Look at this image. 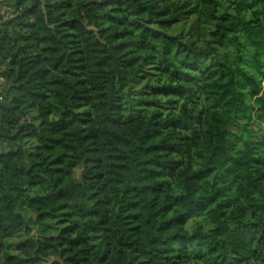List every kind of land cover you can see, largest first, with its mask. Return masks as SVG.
Returning a JSON list of instances; mask_svg holds the SVG:
<instances>
[{
  "label": "trees",
  "instance_id": "16d2710c",
  "mask_svg": "<svg viewBox=\"0 0 264 264\" xmlns=\"http://www.w3.org/2000/svg\"><path fill=\"white\" fill-rule=\"evenodd\" d=\"M0 1V264H264V0Z\"/></svg>",
  "mask_w": 264,
  "mask_h": 264
},
{
  "label": "rangeland",
  "instance_id": "374dc122",
  "mask_svg": "<svg viewBox=\"0 0 264 264\" xmlns=\"http://www.w3.org/2000/svg\"><path fill=\"white\" fill-rule=\"evenodd\" d=\"M217 4V10L222 11L229 3L230 0H215ZM11 17L10 15V8L7 7V4L3 1H0V24ZM264 23V20H263ZM200 27H209L208 24H205L204 22H199L195 17H189L187 14H182L176 18L174 23L172 24L171 28L167 30V32L171 35H180L182 40L184 41H190L192 39V35L195 33V31ZM21 34V33H20ZM18 36L19 33L15 32L12 34V36ZM9 67V62H3L0 63V72L3 71ZM145 71L140 73L135 79L132 80V82L129 84V86L126 87L124 90V115L131 119L135 117L139 110L144 107V105L147 103V98H149L154 92V85L148 86V80L146 78ZM2 83L0 82V88ZM234 119L235 124L229 125V131L238 133L242 129V123L244 122V117L240 112L234 113ZM255 131H259L262 127L259 123H252L250 125ZM260 152L264 155V148L259 149ZM41 190H31V194H37L42 193ZM20 235L16 234L8 239H6V251L10 252V248H13V244H15L19 239Z\"/></svg>",
  "mask_w": 264,
  "mask_h": 264
}]
</instances>
